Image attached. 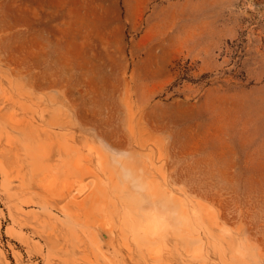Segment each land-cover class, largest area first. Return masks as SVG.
Instances as JSON below:
<instances>
[{"label": "rangeland", "instance_id": "1", "mask_svg": "<svg viewBox=\"0 0 264 264\" xmlns=\"http://www.w3.org/2000/svg\"><path fill=\"white\" fill-rule=\"evenodd\" d=\"M0 264H264V0H0Z\"/></svg>", "mask_w": 264, "mask_h": 264}]
</instances>
